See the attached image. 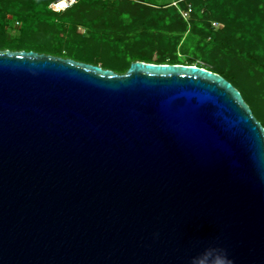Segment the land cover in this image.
Wrapping results in <instances>:
<instances>
[{
    "label": "water",
    "instance_id": "1",
    "mask_svg": "<svg viewBox=\"0 0 264 264\" xmlns=\"http://www.w3.org/2000/svg\"><path fill=\"white\" fill-rule=\"evenodd\" d=\"M264 264V125L198 65L0 49V264Z\"/></svg>",
    "mask_w": 264,
    "mask_h": 264
},
{
    "label": "trees",
    "instance_id": "2",
    "mask_svg": "<svg viewBox=\"0 0 264 264\" xmlns=\"http://www.w3.org/2000/svg\"><path fill=\"white\" fill-rule=\"evenodd\" d=\"M42 1L44 7L40 6ZM55 1L57 0H50L48 3L44 0H0V14L4 13L3 15L7 16L6 12H9L18 18L17 22L21 19L23 24L27 23L22 26H26L24 29L27 32L40 20L50 26L53 32L57 27L60 31L68 27L67 30L71 33H75L80 26L88 28L91 36L86 40L91 46L100 49L102 44L110 47L113 45L115 50L126 55L127 59L118 65L120 66L118 68L105 65L122 74L135 60L198 65L192 58L185 61L174 57L167 61L166 56L155 57L142 51L150 40L162 43L166 42L168 37H172L176 42L182 41V44L187 41L195 55L203 57L202 52L216 55L215 57L221 55L224 65L216 64L213 68L207 69L231 81L251 108H255V100L248 97L238 80V74L245 70L248 79L254 83L258 75L264 73V25L249 21L245 11L239 9L245 2H248L247 7L255 3L256 7L252 11L257 12L255 15L264 17V9H261L264 0H189L193 6L191 21L184 20L180 14L182 7L186 6L185 0H178L179 6L171 3L154 4L146 0H113L112 5L110 0H78L63 11L51 9L50 5ZM18 9L24 12L18 13ZM214 21L220 23L219 28L213 26ZM76 36L83 37L77 32ZM9 48L11 47H3V49ZM12 49L23 48L16 46ZM64 57L69 58L70 55L65 54ZM225 65L231 69L227 70ZM259 86L262 87L263 84ZM257 118L264 125V120L262 121L258 116Z\"/></svg>",
    "mask_w": 264,
    "mask_h": 264
},
{
    "label": "rangeland",
    "instance_id": "3",
    "mask_svg": "<svg viewBox=\"0 0 264 264\" xmlns=\"http://www.w3.org/2000/svg\"><path fill=\"white\" fill-rule=\"evenodd\" d=\"M50 0H44V2L48 3ZM147 2L154 3V4H174V2H178V0H146ZM110 4H113V0L109 1ZM186 3V6L184 5L182 9L180 10V14L184 18V20L191 21L193 18V6L190 4L189 0L184 1ZM246 4L248 2H245L242 4L240 11L244 12L246 17L249 18V21H253L259 25H264V17H260L257 14V12H253L252 10L255 9V3L251 6V4L247 7ZM180 3H177V6H179ZM191 5V6H190ZM41 7H44L43 1L42 4H40ZM39 6V7H40ZM251 6V7H250ZM264 9V4L261 7V9ZM248 9L250 11H248ZM24 11L18 9V13H22ZM25 13H28L25 11ZM4 13L0 14V49H3V47H11L9 49H12V47L21 46L22 50H34L40 53H46V54H52L55 56H61L64 57L65 54H69V58H73L78 61L88 62L97 64L95 61H98L97 65H100L104 68L105 65H109L113 67H120V65L123 61H125L126 55L123 54L119 50H115L113 45H104L102 44L100 49L94 48L90 45V43L86 40V38L91 36V32L88 28L85 27H78L77 33L82 34V38H78L76 36V32H70L68 27L64 31H60V29L57 27L54 32L51 29V27L47 26L45 22H42L41 20L36 22L34 25L30 27L29 31H25L26 26L22 27L24 24L27 25V23H24L19 20L20 22H17L18 18L14 17V15H11V13L6 12V15H3ZM261 14V13H260ZM5 17V18H4ZM60 19V17H59ZM23 20L26 22L25 18ZM248 21V22H249ZM213 26L215 28L220 27L219 22H212ZM41 25V26H40ZM25 28V29H24ZM71 30V29H70ZM166 42H158L150 40L146 48H143L142 51H144L146 54H151L155 57H161L166 56V60L169 61L171 58H179L183 60H188L189 58H192L194 62L198 65H202L206 68H213L216 64L224 65L223 64V57L220 55V57H215L212 54H208L205 52H202V56L200 57L198 55H195V53L192 52L188 42L185 41V43H181L182 41L176 42L175 40L171 38H167L165 40ZM146 44V42H143ZM46 50V51H42ZM253 51V49H249ZM60 52V54H59ZM249 52V51H248ZM200 53V52H199ZM59 54V55H58ZM66 58V57H65ZM251 62V61H250ZM253 63V62H252ZM123 66V64H122ZM226 66V65H225ZM250 67V65H248ZM111 69V68H110ZM227 70H230L231 68L226 66ZM116 72H118L115 69H112ZM121 73V72H118ZM238 80L240 84L243 86V89L247 93L248 97L250 99L255 100V108L253 109L255 114L263 121L264 120V73L261 72L260 75H258L257 81L254 83H251L250 79H248L245 70H242L238 74ZM259 84H263L262 87L259 86ZM257 86H259L257 88ZM256 116V117H257Z\"/></svg>",
    "mask_w": 264,
    "mask_h": 264
},
{
    "label": "built area",
    "instance_id": "4",
    "mask_svg": "<svg viewBox=\"0 0 264 264\" xmlns=\"http://www.w3.org/2000/svg\"><path fill=\"white\" fill-rule=\"evenodd\" d=\"M60 1H61V0H57V1H55V2H52L51 5H50L51 9L54 10V11H63V10H65V9L71 7V6L74 5L75 3H77L78 0H66V2L68 3V6H67V8H65V9H61V8L58 7ZM177 3H178V2H174L175 5H177ZM190 6H191V5H190ZM189 10L192 11L191 8H189Z\"/></svg>",
    "mask_w": 264,
    "mask_h": 264
},
{
    "label": "bare ground",
    "instance_id": "5",
    "mask_svg": "<svg viewBox=\"0 0 264 264\" xmlns=\"http://www.w3.org/2000/svg\"><path fill=\"white\" fill-rule=\"evenodd\" d=\"M67 6H68V3L66 2V0H61L58 5V7L61 9H65L67 8Z\"/></svg>",
    "mask_w": 264,
    "mask_h": 264
},
{
    "label": "clouds",
    "instance_id": "6",
    "mask_svg": "<svg viewBox=\"0 0 264 264\" xmlns=\"http://www.w3.org/2000/svg\"><path fill=\"white\" fill-rule=\"evenodd\" d=\"M222 264H231V261L228 259V257L225 255L223 260H222Z\"/></svg>",
    "mask_w": 264,
    "mask_h": 264
}]
</instances>
